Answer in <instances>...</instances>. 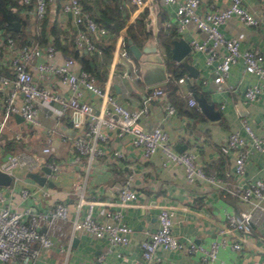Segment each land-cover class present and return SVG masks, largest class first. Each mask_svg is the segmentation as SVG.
I'll use <instances>...</instances> for the list:
<instances>
[{
	"label": "crops",
	"instance_id": "0c3cea01",
	"mask_svg": "<svg viewBox=\"0 0 264 264\" xmlns=\"http://www.w3.org/2000/svg\"><path fill=\"white\" fill-rule=\"evenodd\" d=\"M64 1L47 0L46 15L50 21L57 22L61 35L69 36L75 24L70 12L62 9ZM128 1L127 5L131 6ZM228 1L200 0L198 10L202 13L226 5ZM263 1L241 0L245 7L259 17V24H245L236 15H232L220 24V28L227 36H237L241 48L255 47L264 53ZM174 7L175 3L159 5L156 11V33L162 24L175 30L173 32L175 38L183 37L189 41L197 29L192 23H188L183 29L178 30ZM159 9H162L160 13ZM137 13L138 10L131 9L127 22ZM29 18L34 20L30 15ZM124 34L126 29L122 27L118 36ZM105 36L107 40V35ZM144 41L153 42L151 38H145ZM59 52L58 60L68 55L62 50ZM157 52L163 59L166 73L170 72V76L147 85L142 76L140 62L130 53V58L122 57L113 65L110 90L129 108H139L145 103L147 109L140 117L143 125L148 128L159 124L167 131L174 148L177 143L182 145V150L195 151L197 161L205 170L213 171L221 185L205 180L188 181L179 165L162 162L163 155L160 150L145 157L139 148L132 145L129 133L119 135L115 129L106 130V140L99 142L102 152L94 156L87 167L86 156L77 153L71 144L72 137L85 130L83 123L76 125L72 122L75 112L71 108L66 109L61 116L39 103L37 123L28 122L23 118L17 119L15 114H11L4 124L0 125V161L4 154L9 152L4 144L5 137L13 136L17 138L18 144H15L10 152L24 150L37 155L40 164L33 169L25 166L15 167L11 182L1 185L6 192L10 188L14 191L10 206L28 209L25 217L57 200L65 202L68 208L66 217L56 218L47 228L53 242L50 246L40 247L38 254L40 264H204L202 250L199 248L188 251L186 248L159 247L155 258L149 262L143 259L140 240L146 237L147 230H153L157 226V212L164 204L171 205L174 211L171 225L174 235L180 240L199 243L204 247H208L213 240L221 239L223 235L219 228L226 224L227 213L240 215L241 211H253L252 219L242 229H231V232L226 234V242L219 246L217 255L211 263L221 264V261H225L230 264H263L264 201L244 200L231 192L230 188L239 181L234 172L235 152L232 150L221 152L220 144L232 130H238L249 139L243 121H247L256 134L262 132L264 81L256 74L246 71L240 60L230 65L223 81L215 82L211 70L205 63L203 51L191 47L183 57L195 66L194 75L184 66L182 60H176L171 55L170 59L166 60L165 49L158 42ZM97 56V60L102 58V55ZM111 58L105 66H100L104 73H101L103 77L97 75L100 84H103L107 77L108 68L112 64ZM2 63L5 70L11 71L8 60L5 59ZM133 65L140 67L141 77L129 80L122 76V71L131 69ZM77 66L81 64L77 62ZM148 72L151 71L148 69ZM180 75L183 79L177 80ZM168 80L177 84V90L184 101L182 107H179V100L172 97L178 106L175 105L168 93L166 95L164 93L163 96H150L153 86L160 85L164 89ZM253 82L260 84L261 91L256 99L248 100L244 97L243 91ZM53 87L64 95L70 92L68 87L60 86L57 82ZM193 93H201L211 101L219 110V116L209 118L201 111L196 100L191 104L189 97L193 96ZM83 98L95 106L99 104V96L88 89H83ZM53 105L59 106L57 102H53ZM192 106L202 115H196L193 110L186 111ZM1 113L0 107V119ZM48 136H52L55 149L43 152L41 145ZM245 147L247 148L244 158L245 169L240 181L249 182L256 178H264V149L252 147L249 143H245ZM115 149L120 152L119 155L112 153ZM50 160L56 161L58 168L54 176H47L44 184H39L28 175L29 171L43 173L41 165ZM85 173L84 198L112 202L116 201L118 188L124 178L132 173V186L136 191V197L131 203L122 206V219L132 227L127 243L114 244L106 236L95 237L87 231H72V218L76 214L78 199L72 187L75 182L84 179ZM48 179L51 183L47 181ZM21 187L29 189V194L25 197L21 196ZM98 207L99 204L94 203V213H97ZM86 208L87 204L82 203L77 211L78 216L82 217ZM41 228L46 227L42 225ZM235 239L241 242L238 249L230 245ZM0 264L3 262L0 261Z\"/></svg>",
	"mask_w": 264,
	"mask_h": 264
},
{
	"label": "built area",
	"instance_id": "2783aa9c",
	"mask_svg": "<svg viewBox=\"0 0 264 264\" xmlns=\"http://www.w3.org/2000/svg\"><path fill=\"white\" fill-rule=\"evenodd\" d=\"M27 5L28 15L39 20L44 17L47 9V0H21ZM140 11L147 8L145 18V31L147 38L156 42V11L160 4L175 3L174 14L177 29H183L188 23H192L197 32L189 39L192 48L204 53L205 63L212 72L215 82L224 80L229 72L231 64L241 61L246 71L256 74L264 81V53L255 47L241 48L237 36L225 35L220 24L236 15L243 23L257 25L260 22L258 16L245 7L241 0H229L226 5L214 9L199 12L200 0H129ZM264 6V1H263ZM62 9L70 12L76 31L74 34L75 46L101 53L98 42L107 35L105 26L100 25L90 13L84 9L79 0H65ZM200 33V34H199ZM60 54L52 42L39 45L37 42L16 44L10 35L0 36V107L2 110L0 125L11 114H20L22 118L31 123H37L36 116L39 103L49 107L56 115H61L68 108L75 113L72 122L76 125L84 124L85 130L75 134L71 139L74 150L83 154L87 159V167L91 159L102 152L100 141L107 138V131L115 129L119 135L130 134L133 146L139 148L145 157H149L155 151L160 150L163 163L179 165L188 181L205 180L206 182L221 185L213 171H207L196 159L195 151L191 149L176 150L169 139L167 131L159 124L145 127L141 122V114L146 111L144 103L139 108H129L121 103L110 90L112 75L116 61L122 57L130 58L124 35L118 36V41L111 52L112 64L109 66L107 77L100 84L96 74L84 67L77 66V60L71 55H65L58 60ZM8 60L12 74H6L1 66L3 60ZM122 76L132 80L141 77L140 67L133 65L131 69L122 71ZM170 72L166 76H170ZM183 76L177 77L182 80ZM44 81V82H43ZM68 87L70 92L64 95L55 89V83ZM83 89H88L99 96V104L94 105L83 98ZM261 86L258 82L247 85L243 95L248 100L258 97ZM164 89L155 85L151 89L150 96H163ZM53 102L59 104L54 107ZM191 104L195 103V97H189ZM172 108V107H170ZM243 127L248 133L246 139L238 130L230 131L220 144V151L226 153L234 151V172L239 181L231 187V192L241 199L264 201V178H256L249 182H242L240 178L244 172V158L247 153L245 143L252 147L264 149V127L260 134H256L247 121H243ZM65 138V136H63ZM55 149L52 136L46 137L41 145L43 152H51ZM114 155L120 152L115 149ZM40 164L37 155L24 150L13 152L0 161V170L11 174L17 166H25L33 169ZM50 168L47 176H54L58 163L54 160L46 162ZM88 169V168H87ZM86 169V170H87ZM132 173H129L118 188L116 201H95L84 198L86 173L82 181L73 184V191L77 193L76 214L72 218V231H87L95 237L106 236L111 243L125 244L129 239L132 227L122 219V206L131 203L136 197V191L132 186ZM4 190L0 185V261L3 264H40L38 254L40 247L52 244L47 228L56 218H64L68 208L65 202L57 200L42 210H36L28 216V209H17L10 206V200L14 193L12 188ZM44 191V190H43ZM22 197L29 194L27 187H21ZM87 208L82 217L77 211L82 203ZM94 203H98L97 213L93 212ZM174 211L171 205L160 206L157 212V226L153 230L146 231V237L140 240L141 254L146 262L155 258L159 247L165 249L186 248L188 251L199 248L202 250L204 264H212L217 251L223 242H226V234L231 229H242L253 216V211H241L240 215L227 213V222L219 228L223 235L221 239L213 240L208 247L192 241L180 240L171 230ZM44 225L46 228L42 229ZM230 245L234 249L241 247L238 239L232 240ZM264 264V258L262 260ZM221 264H230L221 261Z\"/></svg>",
	"mask_w": 264,
	"mask_h": 264
},
{
	"label": "trees",
	"instance_id": "16d2710c",
	"mask_svg": "<svg viewBox=\"0 0 264 264\" xmlns=\"http://www.w3.org/2000/svg\"><path fill=\"white\" fill-rule=\"evenodd\" d=\"M79 1L83 5L84 9L87 10L100 25L105 26L107 29V40H105L106 36L104 35L105 37L103 36L104 38L98 42V45L101 47V53L99 54L90 50H84L82 48L79 49L75 46L74 34L76 27L71 30L69 36H65L60 34L61 30L58 29L57 22L50 21L46 13L44 17L37 21L30 19L28 13L26 12L27 5L21 0H0V32L3 33V35L13 36L18 45L29 41H37L40 45L52 42L56 48L73 56L81 64V66L93 71L96 76L98 75L103 77L101 74L103 71L100 69V66H105L109 62L115 39L122 27H125L126 35H130L137 45L141 46L143 44L145 38L147 37L145 31L147 8L140 10L132 20L127 22L130 10L135 8L131 3V6H128L126 3L127 0ZM161 10L162 9H159V13ZM15 20L21 23L20 28L16 29L13 27V21ZM173 32H175L174 29L162 24L159 26L157 31L156 40L164 47L166 60L170 59L171 40L174 37ZM97 55H102V58L97 60ZM1 68L4 72L12 74L11 71L5 70L3 66H1ZM164 91L165 95L168 93L170 99L173 103H175V105H177V102L174 101L172 97L179 100V107H182L181 104H183L184 101L181 94L177 90V84L174 81L168 80ZM191 110H193L196 115H202V113L193 106L190 109H186L187 112H190ZM63 114H61V116ZM5 138V147L10 152L13 146L18 144V140L13 136Z\"/></svg>",
	"mask_w": 264,
	"mask_h": 264
},
{
	"label": "water",
	"instance_id": "95a60500",
	"mask_svg": "<svg viewBox=\"0 0 264 264\" xmlns=\"http://www.w3.org/2000/svg\"><path fill=\"white\" fill-rule=\"evenodd\" d=\"M21 23L17 20L13 21L14 28H20ZM126 43L129 51L132 56L135 57L140 63L146 62L149 63L152 67L151 76L146 80L147 85H151L157 83L159 81L164 80L166 77V68L163 62L162 57L157 52V45L154 42H146L141 46L137 45L130 35L126 37ZM191 49L189 41L183 37L173 38L171 40V51L170 55L172 58L176 60H182L184 66L189 70L191 74H195V66L189 63L186 59H183L184 55ZM194 97L196 99L197 105L201 109V111L209 118H216L219 116V110L214 107V104L211 101H208L203 94L194 93ZM241 102L239 103V107H241ZM17 119H22L20 114L15 113ZM182 145L175 144V148L177 150H182ZM11 152H6L3 156V159L7 157ZM43 173L39 171H29L28 175L31 176L34 180H36L39 184H44L47 179V174L50 172V168L47 164L41 165ZM12 176L11 174L0 170V185H7L11 182ZM51 183V180H47Z\"/></svg>",
	"mask_w": 264,
	"mask_h": 264
},
{
	"label": "rangeland",
	"instance_id": "374dc122",
	"mask_svg": "<svg viewBox=\"0 0 264 264\" xmlns=\"http://www.w3.org/2000/svg\"><path fill=\"white\" fill-rule=\"evenodd\" d=\"M140 65L142 70V76L145 80H147L151 76L152 67L149 63L146 62H141ZM148 69L151 71L150 73L148 72Z\"/></svg>",
	"mask_w": 264,
	"mask_h": 264
},
{
	"label": "clouds",
	"instance_id": "9594fccd",
	"mask_svg": "<svg viewBox=\"0 0 264 264\" xmlns=\"http://www.w3.org/2000/svg\"><path fill=\"white\" fill-rule=\"evenodd\" d=\"M129 2H130V1H129ZM132 5H133V4H132ZM134 7H135V6H134ZM138 12H139V11H138ZM33 21H37V20L34 19ZM2 34H3V33L0 32V36H4V37L7 36V35H2ZM10 36H11V35H10ZM117 36H118V35H117ZM125 36L127 37L126 34H124V37H125ZM12 37H13V36H12ZM146 38H147V37H146ZM14 40H15V39H14ZM15 42H16V40H15ZM29 42H33V41H29ZM35 42H37V41H35ZM125 42H126V38H125ZM153 42L157 45V40H156V42H155V41H153ZM25 43H28V42H25ZM144 43H146V42L144 41ZM144 43H143V44H144ZM16 44H17V42H16ZM45 44H46V43H45ZM45 44H44V45H45ZM19 45H20V44H19ZM39 45H40V44H39ZM126 45H127V43H126ZM54 46H55V45H54ZM127 48H128V46H127ZM57 49H58V48H57ZM84 50H86V49H84ZM128 50H129V49H128ZM129 53H131V52L129 51ZM193 94H194V93H193ZM195 100H196V99H195Z\"/></svg>",
	"mask_w": 264,
	"mask_h": 264
}]
</instances>
